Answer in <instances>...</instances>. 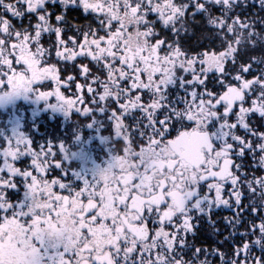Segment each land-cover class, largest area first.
Masks as SVG:
<instances>
[{
	"label": "snow or ice",
	"instance_id": "6c2138e0",
	"mask_svg": "<svg viewBox=\"0 0 264 264\" xmlns=\"http://www.w3.org/2000/svg\"><path fill=\"white\" fill-rule=\"evenodd\" d=\"M29 94L111 145L0 133V264H264V0H0V106Z\"/></svg>",
	"mask_w": 264,
	"mask_h": 264
},
{
	"label": "flooded vegetation",
	"instance_id": "af4514ba",
	"mask_svg": "<svg viewBox=\"0 0 264 264\" xmlns=\"http://www.w3.org/2000/svg\"><path fill=\"white\" fill-rule=\"evenodd\" d=\"M69 22L84 26L89 23V19L82 13L73 12L70 14ZM192 37V44H194L195 36ZM42 90H48V88L45 87ZM66 94L70 95L71 93ZM48 103L54 104L56 101L54 98H50V101L36 100L29 94L27 98L17 97L0 106V133L10 136L15 129L23 133L34 145L63 142L69 153L82 150L85 154L84 158L76 157L69 162L76 171L91 169L94 165L104 167L108 159L106 152L111 145V140L105 142L104 138L111 135V129L103 124L99 129L89 128L86 126L87 121L83 116L75 112H70L68 116H65L62 112L53 111L47 107ZM77 127L80 129L81 140L79 143L74 139ZM227 215L230 213L223 209L213 216V219L217 221V227L220 228V233H214L207 220L200 221L195 240L197 238V241L202 242L205 247H209L211 238L222 239L223 235H227L228 232L221 218Z\"/></svg>",
	"mask_w": 264,
	"mask_h": 264
},
{
	"label": "trees",
	"instance_id": "16d2710c",
	"mask_svg": "<svg viewBox=\"0 0 264 264\" xmlns=\"http://www.w3.org/2000/svg\"><path fill=\"white\" fill-rule=\"evenodd\" d=\"M194 31H196L195 42H193V43L195 44L196 41L200 38V33H199L198 30H194ZM192 38H193V37H190V41H191V43H192ZM195 241L197 242V246H203V247H205L204 244H203L202 242L197 241V238H196ZM217 241H218V240H217L216 238H211L210 243L208 244V246H214L215 243H216ZM201 258H203V257H201ZM210 259H212V258H210Z\"/></svg>",
	"mask_w": 264,
	"mask_h": 264
}]
</instances>
